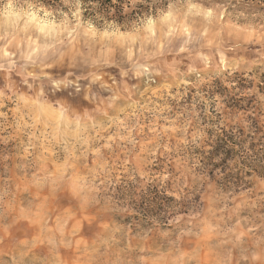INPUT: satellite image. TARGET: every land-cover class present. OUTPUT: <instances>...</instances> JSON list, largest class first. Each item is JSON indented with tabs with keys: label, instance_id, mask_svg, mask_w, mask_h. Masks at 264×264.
Masks as SVG:
<instances>
[{
	"label": "rangeland",
	"instance_id": "rangeland-1",
	"mask_svg": "<svg viewBox=\"0 0 264 264\" xmlns=\"http://www.w3.org/2000/svg\"><path fill=\"white\" fill-rule=\"evenodd\" d=\"M0 0V264H264V0Z\"/></svg>",
	"mask_w": 264,
	"mask_h": 264
},
{
	"label": "trees",
	"instance_id": "trees-1",
	"mask_svg": "<svg viewBox=\"0 0 264 264\" xmlns=\"http://www.w3.org/2000/svg\"><path fill=\"white\" fill-rule=\"evenodd\" d=\"M60 0H43L46 5H53ZM83 11V16L87 20H91L96 25H102L111 22L118 25L127 24L132 16H141L149 10L148 7L138 6L137 11L126 13L125 9H129L127 0H78Z\"/></svg>",
	"mask_w": 264,
	"mask_h": 264
}]
</instances>
